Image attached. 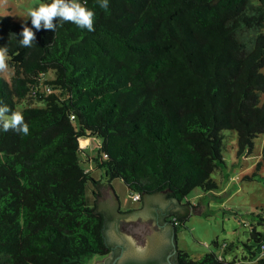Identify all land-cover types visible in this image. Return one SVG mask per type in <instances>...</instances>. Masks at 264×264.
Returning <instances> with one entry per match:
<instances>
[{
    "label": "trees",
    "instance_id": "trees-1",
    "mask_svg": "<svg viewBox=\"0 0 264 264\" xmlns=\"http://www.w3.org/2000/svg\"><path fill=\"white\" fill-rule=\"evenodd\" d=\"M81 2L95 31L57 21L54 33L33 28L30 48L18 43L30 18L0 14L11 71L0 74V100L14 111L23 103L29 125L26 136L0 130V264H83L109 252L99 188L87 200L95 182L78 158L81 136L100 137L95 162L137 200L163 192L180 203L194 187H217L224 129L236 131L237 152L264 133V0ZM189 210L169 213L174 239ZM249 226L248 257L227 260L235 244L225 241L196 258L175 246L173 261L264 264V215Z\"/></svg>",
    "mask_w": 264,
    "mask_h": 264
},
{
    "label": "rangeland",
    "instance_id": "rangeland-1",
    "mask_svg": "<svg viewBox=\"0 0 264 264\" xmlns=\"http://www.w3.org/2000/svg\"><path fill=\"white\" fill-rule=\"evenodd\" d=\"M41 3L46 2L45 0H0V14L10 16L14 20L23 23L28 18L29 10ZM0 74L9 77L11 71L7 67L4 70H0ZM48 75L50 76V73ZM262 101H264V92L260 93V102ZM35 105L43 106L44 103L36 102ZM23 106V103L18 102L16 104V111L19 112ZM222 132V154L225 166L217 168L212 172L217 187L210 190L194 187L180 203L187 206H198L201 197L206 192H210L213 196H221L234 184L236 185L226 196L206 202L208 208L216 209L211 214L189 211L184 224L177 228L175 239L173 237L171 241L173 248L176 246L177 248L184 249L194 258L199 257L208 250L220 253L223 250L221 245L223 241L235 244L232 250L227 251L225 254L227 260L248 257L246 256L247 249L244 246V242L250 236L249 224L257 218V214L264 215V165L259 169L255 168L264 143V133L254 137L251 152H237L236 131L224 129ZM100 140V137L97 135L81 136L78 138L80 147L78 158L80 164L90 172L95 182L91 181L89 182L90 187L86 186L89 204H93L94 198H96L95 194L92 193V189L104 188V186H107V181H109L116 202L114 209L116 213L140 210L143 205V198L141 200L132 199L122 179L118 177L109 179L103 167H99L95 162ZM100 197L106 203L111 202L107 188L103 189ZM100 197L97 198V201ZM166 198L168 197L164 194V199ZM97 208L101 211L98 203ZM117 228L127 235L133 244L143 246L145 244V237L157 230V224L152 220L142 218L121 219L117 222ZM258 229H262V226H258ZM213 239L218 241V245L213 243ZM108 255L109 252L106 254H91L84 258L83 264H102Z\"/></svg>",
    "mask_w": 264,
    "mask_h": 264
},
{
    "label": "water",
    "instance_id": "water-1",
    "mask_svg": "<svg viewBox=\"0 0 264 264\" xmlns=\"http://www.w3.org/2000/svg\"><path fill=\"white\" fill-rule=\"evenodd\" d=\"M235 185L236 184H234L221 196H213L210 192H206L201 197L200 204L198 206H193V208H191V206L177 204L170 197L164 199L165 193L163 192L155 193L152 195H145L143 197V205L140 210L126 213H116L114 211L116 202L113 192L109 189L108 191L111 202L106 203L101 197L97 201L104 215V237L107 243L110 245L109 255L102 264H109L113 260L115 254L118 253V258L124 259L132 254H135L136 252L151 255L157 253L158 247L160 246L167 248L171 235V225L169 220L161 219L164 214L169 213L173 210L181 211L182 209H193L189 211L198 212L201 214H211L216 209L208 208L206 206V202L208 200H216L226 196L229 192L232 191ZM133 218L152 220L155 224H157V230L145 237V244L143 246H137L133 244L130 238L117 228V222L121 219ZM169 247L171 246L169 245ZM171 252L173 254L172 258L174 259L175 251L173 247L171 249ZM171 264L175 263L171 262Z\"/></svg>",
    "mask_w": 264,
    "mask_h": 264
},
{
    "label": "clouds",
    "instance_id": "clouds-1",
    "mask_svg": "<svg viewBox=\"0 0 264 264\" xmlns=\"http://www.w3.org/2000/svg\"><path fill=\"white\" fill-rule=\"evenodd\" d=\"M96 4L102 9L109 8V0H96ZM28 18L31 20L32 27L22 26L18 39L21 47L30 48L35 44L36 36L33 28L37 31L43 28L54 33L58 27L57 21L61 22V25L64 22H70L80 29L95 31V13L81 0H50V3H41L29 10ZM7 56V47H0V70L8 67ZM0 130L25 136L29 134V125L25 122L23 114L14 111L2 100H0Z\"/></svg>",
    "mask_w": 264,
    "mask_h": 264
},
{
    "label": "flooded vegetation",
    "instance_id": "flooded-vegetation-1",
    "mask_svg": "<svg viewBox=\"0 0 264 264\" xmlns=\"http://www.w3.org/2000/svg\"><path fill=\"white\" fill-rule=\"evenodd\" d=\"M164 217V215L162 216ZM172 234L170 235L169 242L167 248H164L162 246L158 247L157 253L146 255L141 252H136L135 254L130 255L127 258H118L119 253L115 254L113 260L109 264H128L129 262H135L137 264H171L173 263L172 258V245L171 241L173 238V230ZM169 245L171 247H169ZM171 248V249H170Z\"/></svg>",
    "mask_w": 264,
    "mask_h": 264
},
{
    "label": "crops",
    "instance_id": "crops-1",
    "mask_svg": "<svg viewBox=\"0 0 264 264\" xmlns=\"http://www.w3.org/2000/svg\"><path fill=\"white\" fill-rule=\"evenodd\" d=\"M86 142H87V140H86ZM109 181H107V183H106V185L107 186H104V188H102V187H99V190H100V195H99V197L101 196V193H103V189L105 190V188H107L108 190L110 189L111 190V186H110V183H108ZM176 203L177 204H181V203H179L178 201H176ZM137 208H139V207H137ZM129 212V211H128ZM119 213V212H118ZM124 213H126V212H124ZM170 213V212H169ZM169 213H166V214H164V217H161V219L162 220H169L170 218H169ZM169 222H170V220H169ZM170 225H171V223H170ZM172 227V226H171ZM172 230V229H171ZM173 237H174V234H173Z\"/></svg>",
    "mask_w": 264,
    "mask_h": 264
},
{
    "label": "built area",
    "instance_id": "built-area-1",
    "mask_svg": "<svg viewBox=\"0 0 264 264\" xmlns=\"http://www.w3.org/2000/svg\"><path fill=\"white\" fill-rule=\"evenodd\" d=\"M130 195H131V198H132V199H138V193H136V192H132V193H130ZM221 245L224 246V245H225V241H223V242L221 243ZM261 246H263V245H261Z\"/></svg>",
    "mask_w": 264,
    "mask_h": 264
}]
</instances>
